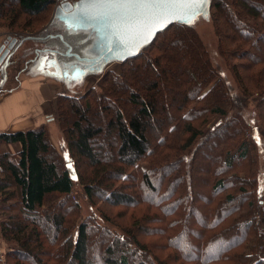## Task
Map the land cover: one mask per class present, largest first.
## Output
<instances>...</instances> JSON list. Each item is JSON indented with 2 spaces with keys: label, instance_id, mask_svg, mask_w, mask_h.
<instances>
[{
  "label": "trees",
  "instance_id": "1",
  "mask_svg": "<svg viewBox=\"0 0 264 264\" xmlns=\"http://www.w3.org/2000/svg\"><path fill=\"white\" fill-rule=\"evenodd\" d=\"M4 2L10 9H4ZM262 2L234 0L228 3V0H209L207 13L215 28L219 53L233 63L231 69L238 84H244L240 86L242 94L233 93L230 101L245 103L250 89L260 90L264 95V52L259 51L258 45L264 41V28L261 30L263 34L258 33L244 20L249 19L250 23L260 20L264 22ZM53 4L54 0H0V21L5 19L12 22L13 26L8 25L12 30L21 17L28 24L46 17ZM28 26L24 25L25 32ZM240 30L249 33L248 37L240 38ZM97 34L94 29L71 30L62 15L55 13L48 26L37 34L18 37L9 33L8 37L18 40V43L26 40L39 41L42 43L41 50L53 52L60 67L64 66L67 74L71 75L76 66L81 68L86 65L80 64L74 55L82 59L97 56L92 50ZM69 49L73 56L66 55ZM14 56L15 51L11 53L2 71L7 80ZM244 59L245 63L241 64ZM31 63L29 61L19 73L27 71ZM110 63L113 62H105L98 68L103 69ZM120 64V74L107 73L99 83L98 91L91 90L79 98L65 95L56 97L58 122L65 140L60 153L51 145L45 126L14 134H0V143L21 146L17 155L0 153V212L2 215L4 213V217L0 214V234L9 247L6 262L88 264V247L99 236L97 243L106 246L100 264H169V261L164 263L156 257V260L150 257L139 259L142 252L145 253V247L134 241L140 251L127 249V244L118 235L94 226L90 222L93 218L74 227L69 219L70 215L74 216L79 211V206L69 200L76 183L83 188L88 199L93 198L95 188H107L102 197L110 199L113 205L136 207L143 204L155 211L154 219L160 225L156 232L166 241L165 246L178 251L181 257L178 256L179 260L201 262L200 264H264V201L258 205L251 199L254 192H243L240 189L245 184L242 180L237 178L236 184H233L234 179L229 176L216 181L213 188L209 186L208 194L212 192L210 198L213 193L219 194L225 188L235 191L225 197L216 214H212L211 210L206 214L211 203L209 198L206 201H189L184 194L188 192L183 187L184 181L178 177L167 179L168 171L177 166L169 160L168 152L165 153L170 150L169 147L177 151L175 156L179 155L181 162L182 159L187 160L185 155L191 150L190 147L205 137L206 132L202 126L207 122L206 117L212 114L222 117L227 115L225 105H228L229 94L226 93L223 82L217 81V73L197 32L186 23L173 24L159 33L153 42L143 46L135 57ZM89 73L92 72H84L82 77ZM247 74L249 76L244 77ZM134 85L135 89L132 88ZM209 85H212L211 88L205 92ZM8 92L9 89L4 88V94ZM116 100L122 105L118 106ZM191 104L193 106L189 107ZM98 106L102 107L100 111ZM188 107L186 117H190L191 122H181L182 131L174 138L176 144L166 147L170 143V134H176L178 123L180 124L185 115L182 114ZM200 113L205 115L204 121L195 126L193 122H197ZM101 117L104 119L102 124L98 122ZM234 120H239L245 126L240 113L234 116ZM219 126L221 127L213 128L210 134L218 140L217 134L225 132L222 147L225 145L227 129ZM226 128H230V125ZM168 129L170 131L167 133ZM234 134V138L242 136L237 132ZM153 135L158 136L156 140L160 142L158 146L161 147L162 155L154 160L163 159L164 166L161 168L152 163L155 154L151 151ZM103 138L109 143L110 156L103 157V151L96 152L97 147L99 148L97 141ZM209 140L210 137H206V142L202 145L209 143ZM245 145L246 142H240L237 147V151L242 150L237 156L238 160L247 157ZM219 147L217 146L215 157L211 159L213 165L200 178H195L196 182L206 179L208 185L212 177L219 174L224 176L228 173L227 170L234 168L232 163L226 162L227 156L223 157L224 153H217ZM197 154L198 151L191 159ZM222 157L223 163L220 160ZM148 159L151 165L146 164L147 169L142 168V171L139 166H142V162L148 163ZM84 160L87 165L83 164ZM127 168L138 169L142 173L140 180L135 179V174L133 177L126 174ZM182 172L185 177L190 178V173L185 168ZM157 174L158 177L155 176ZM127 178L133 181L137 192L146 190L156 196L155 200L144 198L139 193L135 196L132 193L133 187H124V180ZM117 183L120 184L117 186ZM204 186H201V190L206 192L202 189ZM51 200L60 202L50 206ZM200 208H206L203 211L208 220L206 225L191 223L195 235L188 240L199 247L197 254L191 256L183 253L173 241L187 236L188 220L193 211ZM15 211L19 213L18 216H13L12 212ZM151 211L144 216H149ZM180 218H183V222ZM136 221L139 222H136L138 230L142 222L145 226L149 222L145 217L139 221L137 216ZM74 228L75 238L72 234ZM259 244L263 245L261 253L256 249ZM221 246L225 249L220 254L213 257L201 256V250Z\"/></svg>",
  "mask_w": 264,
  "mask_h": 264
},
{
  "label": "rangeland",
  "instance_id": "2",
  "mask_svg": "<svg viewBox=\"0 0 264 264\" xmlns=\"http://www.w3.org/2000/svg\"><path fill=\"white\" fill-rule=\"evenodd\" d=\"M78 0H68L69 3H74ZM234 0H228V3H232ZM261 3L263 8H264V0ZM255 3V2H254ZM258 5V4H257ZM4 9L8 10L10 9L8 4L4 2ZM57 8L51 6L49 9L48 13L46 14L47 16L37 20L36 22H31L30 24L27 23V21L24 19V17H21L20 21L17 24H14L15 27H13L12 30H10L8 25H12V22L9 20L0 21V33L4 36V40L9 36V33L16 34L14 36L22 37L26 35H33L37 34L39 31L43 30L46 28L51 22V20L54 17L55 11ZM260 10V9H259ZM262 11V9H261ZM264 12V10L262 11ZM249 23V25L254 28L258 33L262 32L261 31L264 28V22L262 20L257 21L256 23H250L249 19H244ZM24 25H29L30 28H25L27 31L25 32L23 30ZM190 25L198 34L202 44L204 45L208 56L210 58L211 64L213 65L216 73H217V81L221 80L225 86V91L228 96V105H225L226 113L227 115L225 116H219V115H209L206 117V124L202 126L203 131H205V137L203 139H199L192 147H190L191 150H189L185 155L188 159L183 160L182 162L180 160V156H175V152L172 150L173 148L169 147L170 150L166 151L165 153L168 152L169 154V160L173 161L177 166L173 170H169L167 174V179L173 178V177H178L181 178L184 181V188H187L186 190L188 192H184L185 195H187L189 201H196V200H202L206 201L208 198L211 200V203L209 204V209L206 211V214L212 211V214L217 213L218 207L221 206L223 203V200L225 197L234 194V189L232 188H225L223 190H220L219 194H214L213 197H209L210 194H208L209 186L210 188H213L214 184L218 180H224V178H229V176L234 179L232 182L233 184H236L237 181L235 179L239 178V180H242L247 186H242L240 189L243 192L249 193L254 192L253 198L251 197L252 200L256 201V204L260 205L264 201V95L260 92V90H255V89H250L249 91V98L248 100L244 103L242 101H230V96L234 95L233 93H239L240 95L242 94L240 86L237 82V79L234 77L231 69V64L232 62L228 61L226 58H224L222 55H220L219 50H218V41H217V36L215 34V28L213 26V23L208 16V14H203L199 16L198 18L194 19V22ZM13 26V25H12ZM32 32V33H30ZM249 33L243 32V31H238V35L240 38L243 37H248ZM259 51L264 52V41L259 42ZM38 47H40L38 45ZM37 45L34 44H28L26 46V53L28 52L27 50H30L29 54L33 55V49H39ZM30 48V49H28ZM32 48V49H31ZM246 50H248L247 47H244ZM25 49V48H24ZM23 49V50H24ZM41 49V48H40ZM22 50V51H23ZM19 52L17 56L13 57V66L8 69V75H12L19 73V71L23 67V61L27 58L26 56L24 57L25 52ZM35 51V50H34ZM258 51V52H259ZM257 56V53L256 55ZM30 58L33 59L32 56H29ZM247 62V61H246ZM245 63V59L241 62V64ZM83 70H87L86 72H92L87 74L86 76L82 77L79 72L74 71L72 74L74 76L70 77L71 79H74L73 81L69 80L66 82L65 85V90H64V95L67 97H75L79 98L83 95H85L87 92L94 90L98 91L99 90V83L101 80L106 76L107 73H112L114 75H119L121 72L122 65L118 62H113L105 66L103 69H98V70H91L86 65L81 67ZM85 72V71H84ZM76 74V75H75ZM71 76V75H70ZM249 76L248 74L245 75L244 77ZM78 79V80H77ZM17 81L16 80H11L9 83L5 85V90H8L15 85ZM246 82V81H245ZM250 85V84H248ZM131 86V85H130ZM212 85H209V87L205 90V92L209 91ZM135 85L132 86V88L135 89ZM116 104L118 106H121L122 104L119 103V100H116ZM103 106V105H101ZM98 110H101V107ZM193 106L192 104L189 105V107ZM104 107V106H103ZM189 107L185 109L184 113L182 115L183 118L180 120V124L178 123L177 127V132L176 134H170V143L165 144L166 147L175 145L176 143L174 142V138L177 135H180L182 131V125L181 122L187 124L191 122L190 117H186L187 110H189ZM110 113V112H108ZM240 113V116L244 120L245 126L238 120H234V116L238 115ZM104 116V114L102 113ZM54 118H55V125L51 127V132L52 129L55 128V133H53V136L55 137L56 140H64L63 133L61 131L59 122H58V112H56V107H55V112H54ZM205 115L204 114H199L198 118L196 119L197 122H193L195 126H198V124H201L202 121H204ZM103 118H99L98 122L100 124L103 123ZM92 121V120H91ZM95 121V120H94ZM96 123V121H95ZM97 124V123H96ZM180 125V128H179ZM219 125H222L225 129H227L226 133V141L225 145L221 147V144L224 140L225 137V132L223 131L221 134H217L219 139L217 140L216 136L211 135L210 133L212 132L213 128L221 127ZM230 125V128H226L227 126ZM226 126V127H225ZM245 128V130H244ZM48 129V128H47ZM170 130L168 129L167 133ZM175 131V129H174ZM234 132L242 134V136L238 138H234L235 134ZM173 133V131H171ZM172 135V136H171ZM49 136V133H48ZM206 137H210V142L207 144L202 145L203 143L206 142ZM156 139H158V136L153 135V139L151 138V151L155 154L153 155L152 163L154 165H157L158 168H161L163 164V159H158L154 160L155 158L160 157L162 154L160 153L161 147L158 146L160 142H158ZM165 139V138H164ZM162 139V142L164 141ZM55 141V140H54ZM107 141L105 138H103L100 141H97V144L99 143V148L97 147L96 152L103 151V157L105 156H110V148H109V143H106ZM217 142V145H216ZM240 142H246L245 147L247 148V157L244 160H238L237 156L241 153V151H237V147L239 146ZM58 146L57 142L55 141L54 144ZM202 145V146H201ZM217 146H220L217 153H224L223 157H226V162L228 164H233V169L227 170L228 173L222 176L221 174L217 175L216 177H212L210 179V183L206 185V179L204 181H200L199 183L196 182L195 178H200L205 172H208V169H210L211 165H213L212 158L215 157V150L217 149ZM200 147V148H199ZM198 151V154L196 155L195 158L191 159L194 155V153ZM106 154V155H105ZM211 155L213 157H211ZM223 157L220 159L223 163ZM148 159L147 161H149ZM167 162H169L167 160ZM83 164L87 165V161L84 160ZM151 165L150 161L147 162H142V166H139L140 169L142 168L147 169V165ZM185 168L186 172L190 173V178H187L184 176L182 170ZM127 172L126 174H131V177L134 176L135 174V179L140 180V176L142 173L136 169L133 170L130 168L126 169ZM155 170V167H154ZM143 171V170H142ZM158 177V174L155 175ZM191 177L193 179H191ZM1 179V176H0ZM155 180V178H154ZM137 181V182H138ZM131 182V183H129ZM133 181L129 178L124 180V187L127 186L129 189L130 187H133V192L135 196L141 194L144 198H148L149 200L154 201L155 200V195L150 194L146 192V190H140V192H137V188H135ZM120 183H117V186ZM133 184V185H132ZM139 184V183H138ZM232 184V185H233ZM205 185V186H204ZM201 186H204L202 189H204L206 192L201 190ZM234 186V185H233ZM123 187V186H122ZM238 187V186H237ZM236 187V188H237ZM120 188V186L118 187ZM239 189V187H238ZM108 189H97L95 188L94 196L91 199H88L85 195V192L83 191V188L81 186H78L76 183L73 186L72 192L70 193V202L76 203V205L79 206V211L73 216L70 215V219L72 222V225L74 227H77L80 223L83 221L87 220L88 218H93L90 220V222L97 227L104 228L107 231H110L112 235H118L120 239L124 241L125 244H127V249L129 250H139V248L135 245L140 244L141 247H145V253L142 252V255L138 257L141 260H144V257H150L151 259H155V257L160 260L161 262H167L169 261V264H200L199 262H188L185 260H179L178 256L180 255L178 251L172 247L165 246L166 241L162 240V236L156 232L160 228V225L156 223V219H154V214L155 211H151L148 209L145 205L141 204L136 207H129L126 205H120L116 206L113 205L111 200H105L103 196V191H107ZM196 190L195 192H193ZM249 190V191H248ZM109 192V191H108ZM128 193V192H127ZM237 196V195H235ZM215 199V200H214ZM18 199L16 198L15 201ZM52 201V200H51ZM60 200H55L52 201L50 206H54L57 203H59ZM247 202V201H246ZM10 204V203H9ZM219 205V206H218ZM247 205V204H245ZM1 207V206H0ZM198 208V207H197ZM206 208H200L199 210H194L193 213L191 214L188 223L186 225V230H187V236L181 238L180 240L185 244L187 247L182 248L183 253L189 254L191 256H195L198 252L199 247H196L195 244H192L188 238L189 237H194L195 233L192 231V226L191 223L198 222L202 225H206V221L208 220L205 214ZM148 211H151L149 213V216H144L147 214ZM216 211V212H215ZM2 215V213L0 212ZM13 216L19 215L17 211L12 212ZM1 215H0V220H1ZM4 217V213L2 215ZM136 216L138 217L139 221H142V218L145 217L147 218V221H149L146 226L142 222V226H139V230L137 228V223L136 221ZM206 216V217H205ZM180 220L183 222V218H180ZM139 223V222H138ZM230 223H228L229 225ZM227 225V226H228ZM76 229L72 231L73 237H76ZM52 233L53 230H51ZM127 233L130 234L127 236ZM51 234V233H50ZM132 236V237H131ZM131 237V238H129ZM91 239H93V234L91 235ZM191 240V238H190ZM135 241V243H134ZM99 236H96L93 241L90 242V245L88 247V264H100V260L103 258L104 253L103 251L105 250L104 245H100L99 243ZM97 244V245H96ZM8 247V246H7ZM9 248V247H8ZM55 248L54 250H57ZM211 249V251H210ZM208 250H201V256L203 257H213L222 252V249H225L224 246L221 247H214L210 248ZM256 249L258 250V253H261L263 250V245L259 244L256 246ZM8 251V249H7ZM140 251V250H139ZM94 257V258H93ZM180 257V256H179ZM181 258V257H180ZM255 258V257H254ZM156 260V259H155ZM250 262V260H249ZM248 262V263H249ZM7 262H5L6 264ZM252 263V262H251ZM249 263V264H251ZM10 264V261L7 263Z\"/></svg>",
  "mask_w": 264,
  "mask_h": 264
},
{
  "label": "snow or ice",
  "instance_id": "3",
  "mask_svg": "<svg viewBox=\"0 0 264 264\" xmlns=\"http://www.w3.org/2000/svg\"><path fill=\"white\" fill-rule=\"evenodd\" d=\"M206 3L207 0H78L61 5V15L71 30L94 29L102 37L107 53L134 55L133 48L142 47L141 41L150 40L169 23L192 24L204 14ZM173 243L187 247L181 240Z\"/></svg>",
  "mask_w": 264,
  "mask_h": 264
},
{
  "label": "crops",
  "instance_id": "4",
  "mask_svg": "<svg viewBox=\"0 0 264 264\" xmlns=\"http://www.w3.org/2000/svg\"><path fill=\"white\" fill-rule=\"evenodd\" d=\"M4 36L0 33V46L9 38L7 36L4 40ZM16 41L11 52L15 51V56H17L25 48L22 52H25L24 57L26 56L27 58L23 61L22 68H25L29 61L32 63L27 67V71L13 74L12 77L9 75L8 80L0 72V134H14L45 126L48 128L51 145L60 153L65 146V142L63 139H55L53 136L55 128L51 132V127L55 125V101L58 95H64L66 82L69 80L73 81L74 79L70 78L73 75L72 73L71 76L68 75L64 66L60 67L53 52L41 50L42 43L39 41L26 40L19 43L18 40ZM28 44H34L37 47L39 45L40 47H38L39 49L34 48L32 55L29 54L32 52L30 50H27L28 52L26 53ZM34 50L39 51L35 54ZM29 56H32L33 59ZM42 66L43 71H41ZM79 67L76 66L75 70L82 76L83 69ZM11 80H16L17 82L9 89L8 93L4 94V87ZM54 140L58 146L56 143L54 144ZM20 150L21 146L19 144L6 145L0 143V153L2 154L8 152L12 155H17ZM7 249V244L3 241L0 234V254L4 255L5 261L6 254L9 252V249L8 251Z\"/></svg>",
  "mask_w": 264,
  "mask_h": 264
},
{
  "label": "water",
  "instance_id": "5",
  "mask_svg": "<svg viewBox=\"0 0 264 264\" xmlns=\"http://www.w3.org/2000/svg\"><path fill=\"white\" fill-rule=\"evenodd\" d=\"M78 2V1H77ZM75 2V3H77ZM71 4L69 2H63L61 5L63 4ZM74 3V4H75ZM61 5L56 9L55 13L60 14L61 15ZM208 5H209V0H207V3L205 5V9H204V14L207 13L208 10ZM208 14V13H207ZM176 23H180V22H172L169 23L166 27H164L163 29H160L159 31H156L155 34L150 38V40L148 41H141L142 43V47L153 42L154 39L156 38V36L161 33L164 32L165 30H167L171 25L176 24ZM98 35V38L96 39V41L94 42L93 46H92V50L95 54H97V56L95 58L92 59H82L79 56L74 55L75 59L81 64V63H85L86 67H88L91 70H98L103 63L105 62H124L128 59H131L133 57L136 56V54L138 53V51L142 48L139 47L138 49L133 48V51L135 52L134 55H127V54H121L119 52H113L111 54L107 53L106 50L103 47V40L102 37ZM16 39H10L7 38L4 43L0 46V72L4 71V65H6L11 57V51L14 48V45L16 44ZM70 49L68 50V52L66 53L67 56H73V54H70ZM84 71L86 72L87 70H82V73L84 74ZM82 74V75H83ZM73 75V74H72ZM74 76V75H73Z\"/></svg>",
  "mask_w": 264,
  "mask_h": 264
},
{
  "label": "built area",
  "instance_id": "6",
  "mask_svg": "<svg viewBox=\"0 0 264 264\" xmlns=\"http://www.w3.org/2000/svg\"><path fill=\"white\" fill-rule=\"evenodd\" d=\"M66 0H54V7L58 8L63 2H65ZM5 259H4V255L0 254V264H5Z\"/></svg>",
  "mask_w": 264,
  "mask_h": 264
},
{
  "label": "flooded vegetation",
  "instance_id": "7",
  "mask_svg": "<svg viewBox=\"0 0 264 264\" xmlns=\"http://www.w3.org/2000/svg\"><path fill=\"white\" fill-rule=\"evenodd\" d=\"M65 2H68V1H65ZM75 3V2H74ZM74 3H72V4H74Z\"/></svg>",
  "mask_w": 264,
  "mask_h": 264
}]
</instances>
